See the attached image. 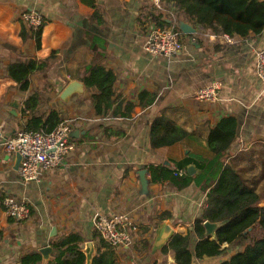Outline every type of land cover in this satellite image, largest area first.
Wrapping results in <instances>:
<instances>
[{"label": "crops", "instance_id": "0c3cea01", "mask_svg": "<svg viewBox=\"0 0 264 264\" xmlns=\"http://www.w3.org/2000/svg\"><path fill=\"white\" fill-rule=\"evenodd\" d=\"M25 12L38 13L45 21L40 47L22 19ZM152 14H163L166 27L175 24L169 20L189 21L178 16L175 3L166 0L159 4L153 0H0V264H24L27 254L42 255L45 241L54 247L53 260L54 244L73 232L83 239L80 246L86 257L87 244L93 243L92 259H86L91 264L102 238L94 226L99 213L130 216L132 245L108 243L118 264H177L173 251L163 252L168 242L153 251L156 230L167 222L175 233L191 232L194 249L199 239L195 220L206 207L207 190L195 182L184 189L152 182L150 168L166 161L176 165L189 153L211 156L207 137L225 117L239 122L226 161L264 192V83L257 73L256 55L264 47V31L233 35L236 42L226 43L216 36L220 32L189 21L199 33L197 41L184 33L182 49L168 58L146 49L149 29L158 25ZM96 57L117 74L116 106L123 100L135 104L128 117L96 114L93 90L83 80L85 67ZM29 58L46 64L30 75V87L23 91L9 75V66ZM73 80L84 83V92L64 101L61 93ZM214 81L222 83L219 98L197 100L195 92ZM144 91L156 94L152 105L142 104ZM32 95L38 115L46 117L56 110L62 118H81L73 129L74 148L63 163L47 169L40 181L24 182L16 167L17 153L4 144L25 127L24 109ZM160 113L191 136L154 148L151 125ZM142 170H147V184ZM7 196L26 200L31 217H10L3 204ZM263 204L264 198L259 202ZM222 247L220 255L195 258L193 264H221L241 249L236 243Z\"/></svg>", "mask_w": 264, "mask_h": 264}, {"label": "trees", "instance_id": "16d2710c", "mask_svg": "<svg viewBox=\"0 0 264 264\" xmlns=\"http://www.w3.org/2000/svg\"><path fill=\"white\" fill-rule=\"evenodd\" d=\"M175 3L178 16H184L190 22L211 28L220 33L241 35L246 37L251 31L259 34L264 31V1L260 0H166ZM93 3V2H92ZM153 15L152 20L159 26L166 21L163 14ZM27 24L26 22H24ZM33 31L38 47L41 46L42 30L45 21L38 26L27 24ZM46 60L29 58L9 66V75L14 78L23 91L30 87V75L40 70ZM83 80L88 88L93 90L91 100L96 114L128 117L135 104L122 101L116 106L115 82L117 74L107 69L96 57L85 67ZM145 97H148L145 102ZM157 96L144 91L140 94L142 104L152 105ZM36 97L30 96L26 102L24 114H28L25 128L33 131L51 132L64 119L56 110L46 117L38 115L34 108ZM146 103V104H145ZM119 108L120 110H117ZM239 122L236 117H225L214 126L207 137L211 156L189 153L176 165H153L150 168L152 182H169L179 189H184L192 182L207 190V203L202 215L195 220L194 230L198 236L195 248H192L191 232L187 234L175 233L169 244L163 249L164 253L173 251L177 264H193L195 258L213 257L223 252L224 243H236L241 249L223 261L221 264H264V233L254 232L244 234L251 226L260 224L264 230V204L259 202L264 198V192L258 191L250 182L243 170L237 168L233 162L226 161L228 151L235 142L238 134ZM191 134L179 124L175 123L164 113H160L151 125V142L154 148L173 145ZM196 163L199 174L191 175L188 165ZM180 170L184 173L180 174ZM210 220L227 222L217 230L215 238L206 235L204 222ZM82 238L77 233L63 236L55 244L56 256L51 264H86V254L80 243ZM40 253L27 254L23 258L24 264H40ZM91 264H118L114 247L103 238L96 256Z\"/></svg>", "mask_w": 264, "mask_h": 264}, {"label": "built area", "instance_id": "2783aa9c", "mask_svg": "<svg viewBox=\"0 0 264 264\" xmlns=\"http://www.w3.org/2000/svg\"><path fill=\"white\" fill-rule=\"evenodd\" d=\"M159 4L161 0H153ZM22 19L29 25L38 27L43 23L42 16L34 12H25ZM184 32L176 25L162 27L152 25L148 32L146 49L153 55H161L168 58L175 56L183 46L182 36ZM192 40L197 41L199 33H191ZM223 42L235 43L236 38L227 33L216 35ZM257 73L264 83V47L256 52ZM222 83L214 81L209 85L200 87L195 92L197 100L216 101L219 98ZM81 117L64 119L53 131L19 129L5 142V148L9 152L19 153L22 162L19 167L21 178L24 182L40 181L44 172L63 163L67 154L74 148L72 132L75 122ZM184 173L180 170V174ZM6 213L17 220H25L31 217L32 210L24 199L7 196L3 200ZM94 226L101 237L113 246H131L133 236L131 234V219L127 213L107 215L99 213Z\"/></svg>", "mask_w": 264, "mask_h": 264}, {"label": "water", "instance_id": "95a60500", "mask_svg": "<svg viewBox=\"0 0 264 264\" xmlns=\"http://www.w3.org/2000/svg\"><path fill=\"white\" fill-rule=\"evenodd\" d=\"M169 21L175 22V24L184 33H193V32L197 31V28L192 23H189V21H187L185 19L169 20ZM83 92H84V83L81 81H78V80H73L62 91L61 98L64 101H68L73 94L83 93ZM13 106L15 107V109H13V112H15L17 114V109H16V106H18L17 103H14ZM72 134H73V132H72ZM21 162H22V156H21V154L18 153L17 154V161H16V167L17 168L20 167ZM165 164H170V163L168 161H166ZM188 172L191 175H194L196 172H198L196 165L195 164H189L188 165ZM146 173H147V170H142V172H141L142 179H143L145 184H147V180L145 177ZM226 222H227V220L218 221V222H212L210 220H206L204 222V225L206 228V235L216 237L217 230L220 227H222ZM257 225L262 228V226L260 224H256V225L249 227L244 232V234H248V233L252 232ZM54 231H56V228H54ZM174 234H175V230L169 223L162 222L161 224H159V226L156 230V236H155V240H154L153 251L157 252V251L161 250L167 244V242L169 243L170 239L174 236ZM53 235H55V234H53ZM93 249H94L93 243L89 242L87 244V249H86L87 258L89 261L92 259ZM53 251H54V247L52 245H50L47 241L42 243V247L40 249V252L43 255V264H48V262L52 260Z\"/></svg>", "mask_w": 264, "mask_h": 264}, {"label": "rangeland", "instance_id": "374dc122", "mask_svg": "<svg viewBox=\"0 0 264 264\" xmlns=\"http://www.w3.org/2000/svg\"><path fill=\"white\" fill-rule=\"evenodd\" d=\"M252 232L256 233L257 235H261L264 233V230L260 226L257 225Z\"/></svg>", "mask_w": 264, "mask_h": 264}]
</instances>
